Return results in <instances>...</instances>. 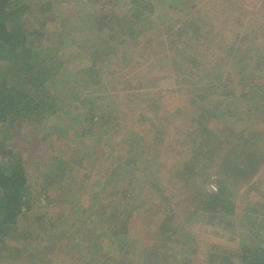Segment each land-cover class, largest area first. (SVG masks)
<instances>
[{"label": "trees", "instance_id": "obj_1", "mask_svg": "<svg viewBox=\"0 0 264 264\" xmlns=\"http://www.w3.org/2000/svg\"><path fill=\"white\" fill-rule=\"evenodd\" d=\"M163 1L0 0V264L14 258L59 264L57 253L74 264H264V193L254 207L248 204L239 211L235 203L239 188L251 182L255 189L253 180L264 170V146L257 142L264 132L228 128L221 139L209 128L212 118L228 125L244 114L248 128L264 122V99H256L260 87L254 85L237 91L210 83L213 77L222 78L223 64L203 63V50L197 52L201 67L193 59L197 49H170L174 57L163 56L177 76L171 90L187 93L196 107L189 111L193 124L189 122L184 142L187 160L169 167L165 178L180 197L193 192L186 210L180 207L182 198L172 201L157 179L165 165V133L157 125L163 107L153 103L164 101L155 100L157 95L146 96L144 107L138 104L135 118L141 129L105 155L95 156L86 147L72 153L64 145L73 136H85L97 150L113 146L121 114L103 84L105 73L134 61V68L143 65L145 49L132 61L126 59L155 24L163 23L170 11ZM183 22L180 28L189 34L195 28L191 17ZM174 33L178 31L170 32L173 38ZM72 51L78 54L75 60L70 59ZM244 61L235 72L242 76L247 71L253 78L256 69H264V51L250 64L252 71ZM115 63L118 70L111 67ZM131 68L126 70L136 75L150 71ZM133 95L124 93L128 103ZM242 98L250 103L244 113L237 110ZM53 140L59 150L53 149ZM95 164L108 167L98 181L91 176ZM196 182L215 183L216 190L192 188ZM142 216L153 227L148 243L130 233L132 219Z\"/></svg>", "mask_w": 264, "mask_h": 264}, {"label": "rangeland", "instance_id": "obj_2", "mask_svg": "<svg viewBox=\"0 0 264 264\" xmlns=\"http://www.w3.org/2000/svg\"><path fill=\"white\" fill-rule=\"evenodd\" d=\"M163 3H161L163 7H167L168 11L170 9L167 16L164 18L163 23L158 27L154 23L155 27L143 37V43H141L140 48L136 46L131 52L133 54L126 59L132 61L135 56L139 54V49H145V57L142 60L143 65L134 68L137 64V62L134 61L132 66H128L126 63L123 65L120 64L122 69L116 71L114 74L105 73L103 84L106 85L107 83V92L111 93V97L119 106L118 111L121 114L119 120V128L121 130L113 135V146H106L103 144V141H101L103 146L100 150H97L94 146L90 145L85 136H77L78 138L73 136L70 139H74V141L70 144L64 145L65 147H69L70 150H72V153L76 149L78 153L79 150L86 147L90 148L95 156L101 157L102 155H105L109 149L114 148L118 141L125 140V138L129 137V134L141 129L140 124H137L138 120L135 118V115L140 113L139 105L140 107L145 106V102L147 101L144 99L146 96L151 98L157 95L154 98L155 100L164 101L163 104L153 103L156 107H163L159 109L158 115L161 116V120L157 121V125L158 130L162 132V135L165 133V140L164 143H162L164 148L161 152V161L166 165L161 164L157 179L165 194L170 197L172 201H177L182 197L179 196L180 194L177 193L176 188L167 184L168 181L165 178H169V174H167L169 167L182 164L187 160L186 156L188 155V150L187 147L184 146V142L188 141V138H186V135L188 134V124L189 122L190 124L192 123L189 118V111H195L196 107L191 101H189L190 98L188 99L187 93H180L176 90H171L172 88L174 89L177 87V76L175 71L169 67L170 61L166 59L167 63H164L163 56L173 58L174 51L172 50L171 52L170 49H180L179 51H181V49H197V51H194L195 54L193 55V59L195 64L197 61L199 67H201L200 59H198L201 58V51L200 53L197 52L198 49L203 50V63L207 61L213 62L212 60H214L216 61L214 62V65H216L215 63H217V61L220 64H223L221 67L222 78L216 80V77H213L215 78V81L211 78L210 83H215L217 85L222 83L228 85V87L233 86L237 91L240 86H244L243 91L248 90L251 85L260 87L256 99L262 101L264 99V69H256L255 77L253 78L249 76L247 71L242 76L238 75L235 71L237 66L242 65L244 59L249 64L248 70L252 71L253 67L250 64H254L259 57V53L264 51V0H165ZM171 5H173L172 8ZM61 12L63 13V16H65V9ZM189 16L191 17V21H193L192 24H194L195 28L188 34L187 31L184 33V30L180 27L183 26V21ZM74 17L76 18V15H74ZM171 31H178L177 34L174 33L177 37L173 38L170 34ZM158 35L161 36L156 37ZM169 37L171 39H169ZM73 52L74 51L71 53L73 54ZM77 57L78 54L76 52L75 54L70 55V59L72 60H75ZM114 59H116L117 62V59L122 58L121 55H119ZM66 63L67 66H70V69H75V65L68 61V59H66ZM117 63L111 65L114 70L119 69V67L116 66ZM158 65H161V67ZM154 66H157L158 68ZM144 67H150V71L147 72L146 75H142L141 73L136 75V73H129L126 70V68L140 70ZM120 80H124L127 84L123 87L118 86L116 83ZM196 80V76L191 78L192 82H195ZM256 82L258 84H256ZM107 87H105V89H107ZM160 91L164 93L159 95ZM126 92L135 94L130 98L129 103L127 102L128 96H124V93ZM247 100L249 99L242 98L238 102V111L242 110L244 113L247 104H250ZM132 104H134L133 107L139 105L137 106V109L133 110L131 107ZM182 108L183 114L181 112ZM150 111L152 115L154 112L156 113V110L151 109ZM232 113H235V110L233 111L232 109ZM194 114L196 115V112ZM235 114H238V112ZM248 121L249 120L245 117V114L242 119L238 117L231 119L228 122V125L216 118H212L209 122V128L213 129L215 133L220 134L218 136L221 139H223L222 132L228 128L233 132H238L240 130L248 131V129L264 132V122L256 121V124H253L251 128H248ZM98 130L99 129H97V131ZM147 140L148 139L145 140V143ZM257 142L264 146V139L257 140ZM57 143L59 142L53 140L52 145L54 150L60 149L56 148ZM61 154L63 155L64 153ZM42 158H44V156ZM106 168L108 167H100V165L97 164L93 165L91 172L92 178L97 181L101 179L102 173H106ZM105 176L106 174L104 175V178ZM211 181L212 178L210 182ZM253 181L256 182L255 189H252L251 186H249L251 182L249 184L246 183L239 188V193L235 196V203H237L239 211L242 209V206L245 207L250 204L254 207V205H257L255 199L258 198L261 193H264V170ZM200 183L201 182H196V185H193L192 188L194 186L199 187L200 185L201 188L205 187L207 191L211 189L209 182H207V184L206 182L205 184ZM108 189L109 188H107V190ZM151 191L153 192V190ZM82 192L86 193L84 190H82ZM137 192L138 189H135L134 193ZM193 198V192L191 190L187 191L185 197L180 199V201L183 200L184 202V205L180 207L182 209L185 208L184 210H186V208L193 203ZM87 201L88 198H85L84 202L87 203ZM185 201L187 202L185 203ZM186 204L187 207H185ZM63 217H65V215ZM237 217L238 219L240 218V216ZM65 218L69 219L67 215ZM184 218H186V215ZM238 219L234 217L232 220L237 223ZM180 220L181 219H178L176 222L180 223ZM146 222L147 219L143 216L142 218L134 217L131 221L130 227L131 234L139 235L140 238L141 236L146 237L144 243L150 241L148 237L153 229L151 224ZM197 226H199V224H196V227ZM174 239H178V235L174 236ZM210 239L216 240V237ZM42 244H44V242H42ZM54 258L56 259L55 262L59 264H74L64 253H57L54 255ZM8 260L6 262L10 264H26L24 261H19V258Z\"/></svg>", "mask_w": 264, "mask_h": 264}, {"label": "built area", "instance_id": "obj_3", "mask_svg": "<svg viewBox=\"0 0 264 264\" xmlns=\"http://www.w3.org/2000/svg\"><path fill=\"white\" fill-rule=\"evenodd\" d=\"M210 190L212 191V190H216V185H215V183H211L210 184Z\"/></svg>", "mask_w": 264, "mask_h": 264}]
</instances>
